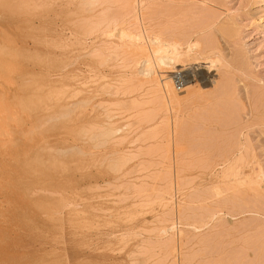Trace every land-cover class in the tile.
<instances>
[{
  "label": "rangeland",
  "instance_id": "rangeland-1",
  "mask_svg": "<svg viewBox=\"0 0 264 264\" xmlns=\"http://www.w3.org/2000/svg\"><path fill=\"white\" fill-rule=\"evenodd\" d=\"M89 1L0 0V61L14 67L0 85V114L10 110L16 125V146L0 145V264H217L212 246L221 233L219 250L244 232L238 242L249 246L257 233L260 242L264 181L255 184L250 167L264 175V0H136L130 14L126 0ZM137 9L145 11L142 23ZM135 25L183 52L198 42L192 51L201 66L183 58L179 68L217 79L216 99L226 95L191 106L195 97L178 91L179 109L158 107L155 82L113 31L136 33ZM171 119L190 126V136L180 130L189 140H179L176 155ZM56 122L61 127L50 129ZM109 129L117 132L108 137Z\"/></svg>",
  "mask_w": 264,
  "mask_h": 264
},
{
  "label": "bare ground",
  "instance_id": "bare-ground-1",
  "mask_svg": "<svg viewBox=\"0 0 264 264\" xmlns=\"http://www.w3.org/2000/svg\"><path fill=\"white\" fill-rule=\"evenodd\" d=\"M89 1V0H88ZM137 1H139V0H137ZM136 0H126L124 3H125V9H126V11H127V14H130L129 13V11L130 10H132L133 11V8H134V5H135V3L137 2ZM142 1V0H141ZM177 1V0H176ZM87 2V1H86ZM90 2V1H89ZM262 2H263V0H258V5H260V4H262ZM141 4H142V2H140ZM89 4V3H88ZM93 4V3H92ZM171 5V4H170ZM137 6H140L141 7V5H139V3L137 4ZM174 6H177V5H174ZM136 7V6H135ZM139 7V8H140ZM147 8V7H146ZM152 8V7H151ZM121 9V8H120ZM150 9V8H149ZM189 9V8H188ZM192 9V8H191ZM137 10H139V9H137ZM141 10H143V9H140L139 10V17L140 18H142V16L145 14V11L144 12H142ZM154 10H155V8H154ZM157 10H158V8H157ZM164 10V9H163ZM162 10V11H163ZM167 9H165V11H166ZM173 10V9H172ZM117 11V10H116ZM118 11H119V9H118ZM132 11H131V13H132ZM136 11V10H135ZM159 11V10H158ZM123 11H122V9H121V13H122ZM147 12V11H146ZM166 12H169V11H166ZM171 12V11H170ZM117 13V12H116ZM119 13V12H118ZM117 13V14H118ZM123 13H126V12H123ZM122 13V14H123ZM153 13V12H152ZM172 13V12H171ZM114 14H115V12H114ZM113 14V15H114ZM117 14H115V15H117ZM126 14V15H127ZM154 14V13H153ZM166 14V13H165ZM168 14V13H167ZM203 14V13H202ZM205 14H207V13H205ZM209 14V13H208ZM206 15V16H204V17H207V16H209V15ZM112 15V16H113ZM149 15H152V14H150V12H149V14L147 15V16H149ZM172 15V14H171ZM204 15V14H203ZM111 16V17H112ZM202 16V15H201ZM114 17V16H113ZM112 17V18H113ZM118 16H116V17H114V18H117ZM119 17H121V16H119ZM144 17V16H143ZM118 19V18H117ZM136 19H137V16H136ZM143 19H145V17L144 18H142L141 19V22H139V23H142V21L144 22V20ZM147 19H148V17H147ZM189 19V18H188ZM113 20V19H112ZM140 20V19H139ZM149 20V19H148ZM109 21H111V20H109ZM108 21V22H109ZM114 21H116V20H114ZM113 21V22H114ZM97 22H99V21H97ZM106 22V21H105ZM138 22V21H137ZM93 23H95V22H93ZM101 23V22H100ZM99 23V24H100ZM129 23V22H128ZM132 23V22H131ZM90 24H92V23H90ZM98 24V23H97ZM130 24V23H129ZM138 24V23H137ZM136 24V25H137ZM149 24V23H148ZM147 24V25H148ZM125 25V24H124ZM128 25V24H127ZM126 25V26H127ZM136 25H135V32L136 33H132V32H130L132 29H130L129 28V30H125V29H123L122 27H119L118 26V28H115V27H113V28H115V30H113V31H115V33L116 34H118V40H125L126 39V43H128V41H129V45H131V47H132V52L134 53V54H132V55H135V56H137V58L134 60V66H141V68H142V70L144 71V73L145 74H150L149 76V79L151 80V81H154L155 82V84H156V93H158L159 94V99H157V102H159V104H158V107H159V105H162L163 106V110H164V108L166 107V105H169V107H170V104L172 105H174V107L176 106V105H178L181 101H182V96H184V98L183 99H186V97L188 96H194V97H192V98H194V99H192L193 100V102H192V105L191 106H193V104L195 105V103H194V101L197 103L198 101H199V103H201L200 101L201 100H203L202 102H204V100H205V102H207V100L209 99L210 100V98L211 99H213L214 97V95L216 94V96H215V98L214 99H216L217 98V92H221L222 93V86H221V82H219V83H221V84H219L217 81V79H215V81H212V78H211V76H207V75H205V74H202V72H198V70H195V71H193L192 69L190 70V71H188L187 70V72L185 71L186 70V68H185V70L182 68V69H180L179 67V65H180V62H181V60L183 61V58H186V59H191V60H193L195 63H196V61H197V58H198V55L195 53V54H193V52L194 51H192L193 49H194V47L196 46V43H198V42H194V43H191L190 41H188L189 43H187V45H186V48L185 49H187V51H185V52H183L182 50H181V47H179V46H177L176 44H174L173 42H164V41H162L159 37H154V36H150V35H145V33H143V29L142 30H140V31H138V27L136 28ZM188 25V24H187ZM93 26H94V28H96V30H97V27L99 28V26H96L95 27V24H93ZM101 26V25H100ZM121 26V25H120ZM139 26V25H138ZM140 26H141V24H140ZM87 27H89V24H87ZM94 28H92V30L94 29ZM141 28H143L142 26H141ZM160 28V27H159ZM225 27H223V29H224ZM146 29V28H145ZM134 30V29H133ZM132 30V31H133ZM159 30H162L163 31V29H159ZM158 30V31H159ZM113 31H112V33H113ZM138 31V32H137ZM161 31V32H162ZM91 32V31H90ZM144 32H147V31H144ZM170 32V31H169ZM169 32H168V34H169ZM156 33H158L157 32V30H156ZM164 33H166V32H162V34H164ZM115 34V35H116ZM151 34V33H150ZM230 34H231V32H230ZM165 35H167V34H165ZM157 36H161V35H157ZM178 36V35H177ZM229 37V36H228ZM169 38V37H168ZM181 38V37H180ZM188 38V37H187ZM172 38H169L168 39V41H170ZM165 41H167L166 39H165ZM172 41H173V39H172ZM207 42H208V40H207ZM206 42V43H207ZM211 43H212V41H211ZM104 44V43H103ZM124 44V43H123ZM145 44L146 45H148L149 47H145ZM207 44H209V43H207ZM206 44V45H207ZM110 45V44H109ZM128 45V44H127ZM114 46V45H113ZM119 46V45H118ZM208 46V45H207ZM206 46V47H207ZM115 48H117L116 46H114ZM113 47V48H114ZM126 47H128V46H126ZM126 47H124V48H126ZM114 48V49H115ZM119 48V47H118ZM120 48H122V47H120ZM129 48V47H128ZM134 48V49H133ZM112 49V48H111ZM113 49V50H114ZM107 50V49H106ZM118 50V49H117ZM131 50H130V52H131ZM134 50V51H133ZM123 51V50H122ZM125 51V50H124ZM128 51V50H127ZM117 52V51H116ZM127 53V52H126ZM192 53V54H191ZM91 54V53H90ZM123 54H125V53H123ZM122 54V55H123ZM129 55V54H128ZM133 57V56H132ZM5 58H3L1 61H0V68H4L5 69V71H6V76L5 77H2L1 79H0V85L2 84V82H4V81H7L9 78H10V74L13 72V70H14V67L11 65V64H9L6 60H4ZM186 59H185V61H186ZM185 61H183V62H185ZM188 62V61H187ZM197 64V63H196ZM182 66V65H181ZM197 66H201V65H199V64H197ZM184 67V66H183ZM190 67V66H189ZM64 68V67H63ZM136 68V67H135ZM156 68L158 69L157 71H156ZM169 68L172 70L173 69V71H169ZM176 68H179L180 70L179 71H177L176 70ZM190 69V68H189ZM194 69V68H193ZM160 70V71H159ZM217 80V81H216ZM106 84V83H105ZM226 88V86L224 87V89ZM226 90V89H225ZM224 90V91H225ZM178 91H186V93L188 94V95H186V93L184 92V93H182V96H181V94H179L178 95ZM223 91V92H224ZM220 94V93H219ZM63 95V94H62ZM186 95V96H185ZM221 95V94H220ZM219 95V96H220ZM226 95V94H225ZM225 95H221L222 97H224ZM57 96H58V94H57ZM177 96H179V97H181L180 99H178V97ZM218 97V99H216V100H219V98H222V97ZM49 97V96H48ZM51 97V96H50ZM187 97V98H188ZM228 97V96H227ZM257 96H255V98H256ZM55 98V97H54ZM190 98V97H189ZM259 98V97H258ZM46 100H48V99H46ZM187 100V99H186ZM189 100V99H188ZM198 100V101H197ZM221 100V99H220ZM230 100V99H229ZM258 100V99H257ZM256 100V101H257ZM155 101H156V97H155ZM190 101V100H189ZM224 101V102H223ZM222 101V103L224 104L225 103V106L223 107V108H225L226 107V102L227 101H225V100H223ZM160 102L162 103V104H160ZM183 102V101H182ZM186 102V101H185ZM209 102V101H208ZM188 103H190L191 104V102H188ZM188 103H185L187 106H188ZM198 103V104H199ZM215 103V102H214ZM260 103V102H259ZM157 104V103H156ZM184 104V105H185ZM190 104H189V107H190ZM198 104H196V105H198ZM202 104V103H201ZM200 104V105H201ZM172 105V106H173ZM200 105H198V106H200ZM203 105V104H202ZM217 105V104H216ZM156 106V105H155ZM186 106V107H187ZM207 106V105H206ZM168 107V108H169ZM174 107H170V108H174ZM177 107V106H176ZM175 107V108H176ZM185 107V106H184ZM183 107V108H184ZM160 108H161V106H160ZM159 108V110L161 111L162 110V108L160 109ZM178 109L180 108V106L179 107H177ZM182 108V109H183ZM215 108V107H214ZM219 108V107H218ZM217 108V110H215L216 112H218V109ZM178 109H176V110H178ZM197 109V108H196ZM201 109H203V108H201ZM204 109H205V107H204ZM209 109V108H208ZM216 109V108H215ZM226 109H228V108H225V110ZM184 110V109H183ZM187 110V109H186ZM198 110V109H197ZM206 110V109H205ZM220 110H221V107H220ZM220 110H219V112H220ZM180 111V110H179ZM199 111V110H198ZM203 111V110H202ZM201 111V112H202ZM209 112L210 111H212L213 112V110L210 108V110H208ZM157 112V111H156ZM195 112V111H194ZM227 112H228V110H227ZM232 112V111H231ZM159 113V112H158ZM182 113V112H181ZM177 114V113H176ZM180 114V113H179ZM194 114V113H193ZM198 114H202L203 116H205L203 113H197V115ZM205 114H207L206 112H205ZM210 114H212V113H208V115L210 116ZM220 114V118H221V116H224V111L223 112H220L219 113ZM218 114V115H219ZM222 114V115H221ZM59 115V114H58ZM174 115V114H173ZM180 115H182V114H180ZM189 115V114H188ZM207 115V116H208ZM217 115V116H218ZM225 115H227V114H225ZM229 115H230V113H229ZM233 115V114H232ZM60 116V115H59ZM145 116H146V114H145ZM194 116V115H193ZM212 116H215V115H211V117ZM217 116H215V117H217ZM61 117V116H60ZM167 117V116H166ZM190 117V116H189ZM144 118V117H143ZM162 118H164V117H162ZM173 118V120H176V119H174V117H172ZM193 118V117H192ZM195 118V117H194ZM200 118H202L201 116H200ZM225 118V117H224ZM232 118V117H231ZM230 118V120H232ZM54 119H56L55 117H54ZM149 119V118H148ZM147 119V120H148ZM166 119V118H165ZM13 117H11L10 116V110H8L7 111V113H1L0 114V145H3V147H4V144H6L7 146L9 145L10 146V149L11 148H13L14 146H16V145H13V142H14V133H13V129H14V127L16 126L14 123H13ZM51 120V119H50ZM50 120H46V123H47V121H50ZM162 120V119H161ZM172 120V119H171ZM171 120H170V122H171ZM173 120H172V124H169V125H172V127L170 126V134H171V145H172V147H174V152L172 153V154H175L176 155V153H179L180 152V148H181V145L183 144V142H182V144L181 143H179V140L180 139H182L183 140V138H186V133H185V137H180V136H183V135H181V131L182 130H185V131H187V129L190 127H188L187 129L185 128V126L187 127L188 125H185V124H183V125H181L180 123L183 121H179L178 123L176 122V121H174L173 122ZM202 120H204V118H202ZM205 120H211V119H205ZM217 120V119H216ZM224 121V120H226L227 121V119H221L220 121ZM143 121V120H142ZM146 121V120H145ZM166 121H167V119H166ZM186 122H188L187 120H185ZM196 121V120H195ZM198 121V120H197ZM169 122V121H168ZM45 123V124H46ZM212 123V122H211ZM229 123V122H228ZM62 124V123H61ZM61 124H59L58 122H56V123H53L52 125H51V127H50V129H55V130H57V129H59L60 127H61ZM192 124V123H191ZM209 124V123H208ZM41 125V124H40ZM114 125V124H113ZM168 125V126H169ZM180 125V126H179ZM197 125V124H196ZM201 125V124H200ZM199 125V126H200ZM222 125V124H221ZM110 126V125H109ZM181 126L183 127V128H185V129H182L181 128ZM162 127V126H161ZM164 127V126H163ZM197 127H198V125L196 126V129H197ZM205 127V126H204ZM203 127V128H204ZM222 127V126H221ZM224 128H225V126H223ZM39 128V127H38ZM92 128V127H91ZM91 128H90V130H91ZM95 128V127H94ZM93 128V129H94ZM181 128V129H180ZM192 128V127H191ZM194 128L195 127H193V130H194ZM37 129V127L35 126V127H33V131H35ZM85 129V128H84ZM199 129V128H198ZM205 129V128H204ZM208 129V128H207ZM211 129V128H210ZM87 130V129H86ZM85 130V131H86ZM99 130V129H98ZM181 130V131H180ZM202 130V129H201ZM209 130V129H208ZM214 130V129H213ZM33 131H31V132H33ZM82 131V130H81ZM118 131H120V130H118ZM161 131V130H160ZM165 131V130H164ZM169 131V130H168ZM205 131H207V130H205ZM30 132V133H31ZM88 132V131H87ZM105 132V131H104ZM117 132V129H109L106 133H105V135L106 136H108V137H111L113 134H115ZM188 132L189 131H187V136H190V134L188 135ZM81 133V132H80ZM91 133V132H90ZM200 133H202V132H200ZM200 133H198V134H200ZM208 133V132H207ZM20 134H21V136L22 137H24V142L26 143V144H29V142L31 141L30 139V136H26L27 134H28V132L26 131V130H20ZM98 134V133H97ZM169 134V132H167V135ZM195 134H197L196 132H195ZM210 134V133H209ZM96 135V134H95ZM192 135V134H191ZM194 135V134H193ZM100 136V135H99ZM204 136H206V135H204ZM94 137V136H93ZM119 138V137H118ZM113 139H115V138H113ZM173 139V140H172ZM186 139H188V138H186ZM197 139V138H196ZM112 140V139H111ZM189 140V139H188ZM187 140V141H188ZM193 140V139H192ZM201 140V139H200ZM203 140V139H202ZM206 140V139H205ZM209 140V139H208ZM110 141V140H109ZM112 141H114V140H112ZM210 141V140H209ZM213 141H214V139H213ZM206 142V141H205ZM179 143V144H178ZM188 142H186L185 143V145L187 146L188 144H187ZM207 143V142H206ZM115 144H117V143H115ZM196 144V143H195ZM200 144V143H199ZM201 144H202V142H201ZM204 144V143H203ZM178 145H180V147L178 146ZM189 145H191V144H189ZM197 145V144H196ZM12 146V147H11ZM24 146V145H23ZM213 146V145H212ZM44 147H45V145H44ZM47 147V149H48V146H46ZM183 147V146H182ZM188 147V146H187ZM201 147V146H200ZM211 147V146H210ZM2 148V147H1ZM7 148V147H6ZM15 148H18V147H15ZM189 148H191L190 146H189ZM207 148V147H206ZM52 151H54L52 148H50ZM198 149V148H197ZM196 149V151H197V153H198V150ZM3 151H4V148L2 149ZM0 151H1V149H0ZM179 151V152H178ZM185 151H187V149H185ZM206 151H207V149H206ZM182 152H183V148H182ZM55 153H56V151H55ZM79 153H83V152H81V151H79ZM181 153V152H180ZM193 153V152H192ZM6 154V153H5ZM190 155H193V154H191V153H189ZM195 154V153H194ZM200 154V153H199ZM203 154V153H202ZM246 154V153H245ZM188 155V154H187ZM190 155H189V157H190ZM212 156L210 157V158H212L213 157V154H211ZM220 155V154H219ZM247 155V154H246ZM23 157H24V154L22 155ZM174 156V155H173ZM217 156V155H216ZM6 157H8V156H6ZM25 157H26V155H25ZM175 157V156H174ZM178 157V156H177ZM204 157H206L205 155H204ZM203 157V158H204ZM3 158V157H2ZM5 158V157H4ZM3 158V159H4ZM11 158V157H10ZM9 158V159H10ZM14 158V157H13ZM12 158V159H13ZM15 158H17V157H15ZM14 158V159H15ZM201 157H199L198 159H200ZM202 158V159H203ZM221 159L223 158V157H220ZM225 158H226V153H225ZM24 159V158H23ZM195 159L196 158H194V161H195ZM202 159H201V162H202ZM206 159V158H205ZM204 159V160H205ZM208 159V158H207ZM224 159V158H223ZM11 160V159H10ZM51 160H52V158H51ZM220 159H218L217 160V162L219 161ZM226 160V159H225ZM16 161H18V160H16ZM209 159L207 160V162L208 163H206V164H208L209 165ZM37 162V161H36ZM192 162V161H191ZM212 162H213V159H212ZM217 162H215V163H217ZM221 162H223V160H221ZM228 162V161H227ZM52 163V162H51ZM60 163V162H59ZM196 163V162H195ZM194 163V164H195ZM197 163H198V161H197ZM200 163V162H199ZM203 163V162H202ZM219 163H220V161H219ZM225 163V162H224ZM224 163H223V166H224ZM193 164V166H195ZM204 164V163H203ZM202 164V165H203ZM210 164H212L211 162H210ZM218 164V163H217ZM251 164V163H250ZM189 165H191V163L189 162L188 163V166ZM221 165V164H220ZM252 165V164H251ZM250 165V166H251ZM206 166L207 165H205V167L204 166H202V167H204V168H206ZM210 166V165H209ZM214 166H216V165H213L212 166V168L214 167ZM190 167H192V165L190 166ZM198 167V166H197ZM208 167V166H207ZM217 167V166H216ZM219 167V166H218ZM251 167H254V166H251ZM250 167V170H251V172L253 173V176H254V178L257 180V182H255L254 180V183L255 184H258L259 185V183L261 184V182H263L264 181V175L262 176V171L260 170V169H255V170H252L253 168H251ZM201 168V167H200ZM200 168H197V169H199L200 170ZM204 168H202V169H204ZM211 167H210V170L212 169ZM215 168V167H214ZM213 168V169H214ZM220 168H221V166H220ZM63 169V168H62ZM201 169V170H202ZM213 169H212V171H213ZM206 170H207V168H206ZM210 170H208V171H210ZM203 171V170H202ZM205 171V170H204ZM170 173V172H169ZM219 173V172H218ZM34 174V173H33ZM211 174V173H210ZM250 174V173H249ZM38 175V174H37ZM212 175V174H211ZM216 175V174H215ZM252 176V175H251ZM251 176H250V178H251ZM246 179L245 181H247L248 182V184H247V182L246 183H244L242 180L243 179ZM250 178H248V177H243L242 178V183H243V185L244 184H246V185H249L250 183L253 185L254 183H252L253 181H252V179L250 180ZM263 179V180H262ZM219 180V179H218ZM249 180V181H248ZM238 181V180H237ZM238 183H240V181L238 182ZM237 184V183H236ZM250 184V185H251ZM262 184H264V183H262ZM220 185H222V184H220ZM242 185V184H241ZM251 185V186H252ZM258 185H256V186H258ZM228 186V185H227ZM217 187V186H216ZM219 187V186H218ZM224 187V186H223ZM254 187V186H253ZM252 187V188H253ZM220 188V187H219ZM222 188V187H221ZM250 188V187H249ZM255 188H257V187H255ZM214 189H216V188H214ZM213 189V190H214ZM233 189V188H232ZM225 190V189H224ZM228 190V189H227ZM257 190V189H256ZM217 191H219L218 189H217ZM37 192V191H36ZM40 192V191H39ZM223 192V191H222ZM221 192V193H222ZM225 192H227V191H225ZM33 193V192H32ZM46 193V192H45ZM219 193V192H218ZM217 192H215V195L217 194V196L218 195H220V194H218ZM35 194V193H34ZM223 194V193H222ZM243 195V194H242ZM213 196V195H212ZM212 196H210V197H212ZM264 196V195H263ZM197 198H198V196H197ZM220 198V197H219ZM219 198H218V200H219ZM217 199V198H216ZM193 200H194V198H193ZM221 200V199H220ZM161 201H163V200H161ZM226 201V200H225ZM221 202V201H220ZM227 202V201H226ZM161 203H163V202H161ZM215 203V202H214ZM45 204V203H44ZM166 204V203H165ZM217 204V203H216ZM226 203H223V206L225 205ZM3 205V204H2ZM214 205V204H213ZM233 205V204H232ZM54 207V206H53ZM233 206H231V210L233 209L232 208ZM205 209H207V210H213L214 208H212L211 209V207H210V209H208V208H205ZM218 208H216V210H217ZM226 210V209H225ZM238 210V209H237ZM240 210V209H239ZM238 210V211H239ZM204 211V210H203ZM218 211H220V209H218ZM237 211V212H238ZM241 211V210H240ZM243 211V210H242ZM220 212H222V211H220ZM205 213H207V212H205ZM204 213V214H205ZM211 213H214V212H211ZM210 213V214H211ZM218 213V212H217ZM229 213V212H228ZM233 213H235L234 211H233ZM239 213V212H238ZM241 213V212H240ZM209 214V215H210ZM225 214V213H224ZM242 214V213H241ZM207 215H208V213H207ZM214 214H212V216H213ZM215 215H216V213H215ZM223 215V214H222ZM243 215V214H242ZM206 216V215H205ZM204 216V217H205ZM237 216V215H236ZM207 217V216H206ZM212 218H214V217H212ZM236 218V217H235ZM3 219V218H2ZM7 219V218H6ZM15 219V218H14ZM205 220H206V218H205ZM205 222V221H204ZM210 222H211V220H210ZM209 222V223H210ZM3 223H5V222H3ZM208 224V222H206V225ZM241 226V225H240ZM203 227H204V224H203ZM207 227V226H206ZM231 227V226H230ZM211 226H210V230H211ZM219 228V227H218ZM228 228V227H227ZM226 228V229H227ZM232 228V227H231ZM238 228V227H237ZM212 229H214V228H212ZM225 229V228H224ZM225 229V230H226ZM207 230V229H206ZM205 230V231H206ZM209 230V229H208ZM228 230H230L229 228H228ZM232 230V229H231ZM235 230V229H234ZM264 230V229H263ZM218 231H220V230H218ZM239 231H241V230H239ZM221 232V231H220ZM214 233H215V231H214ZM224 233V232H223ZM237 233H239V232H237ZM261 233H263V232H260V237H262V236H264L263 234L261 235ZM222 234V233H221ZM220 234V236L221 237H223L222 235ZM243 234H245V232L244 233H242L241 235L243 236ZM259 233H257L256 235H257V237L259 236L258 235ZM206 235V234H205ZM212 235V234H211ZM215 235V234H214ZM227 235V234H226ZM241 235H240V238H241ZM204 236V235H203ZM216 236V235H215ZM218 236V235H217ZM219 236V239H220V242L218 243H216V246H217V244H218V246H220L219 244H221V240H223V238H221ZM225 236V235H224ZM227 236H229V235H227ZM227 236H225V237H227ZM249 236V238L250 239H253L252 237L254 236H251L250 237V235H248ZM214 237V236H213ZM247 237V236H246ZM246 237L244 238V242L247 240L246 239ZM254 237H256V236H254ZM257 237H256V239L255 240H250L248 237V239L252 242H250V243H248V245L250 244L251 246L253 245L254 247H253V252L251 251V249H250V251L252 252H250L251 253V255H253V257H254V259H253V262H249L250 260H252V258H250V259H248L247 257H250V253H249V256L247 255V253L245 252V254L243 253V251L246 249V251L248 250L249 251V249H247L248 247H251L250 245L249 246H247V244H245V243H240V242H238L239 241V239L240 238H238V240L236 241V242H228V244H223L222 245V247H224V248H221V250H219V247L217 246V248L216 247H214V246H212V248H215V250L216 251H214V252H216V255L215 256H217L218 257V263L217 264H220L221 262H222V264H264V245H263V247L261 246L262 245V242H264V239H262L260 242H257L258 240H259V238L257 239ZM207 240H208V242H209V239L208 238H206ZM206 239L204 240V238H203V241H206ZM261 239V238H260ZM211 240H214V239H211ZM216 240H218V239H216ZM248 240V241H249ZM234 241H235V238H234ZM255 241V242H254ZM207 242V241H206ZM212 242V241H211ZM211 242H209V243H207V244H205V245H207L208 246V244L210 245L211 244ZM247 242V241H246ZM0 243H2V242H0ZM202 243V242H201ZM203 245V244H202ZM213 245V244H212ZM228 245V246H227ZM225 246H227V247H225ZM209 247V246H208ZM238 247H240L239 248V250H238ZM206 249H209V248H207L206 247ZM237 249V251H240V252H235V250ZM203 250V249H202ZM205 250V249H204ZM6 251V250H5ZM206 251V250H205ZM207 252V251H206ZM209 252V251H208ZM207 252V253H208ZM210 252H212V250L210 251ZM207 253H204V255H207ZM210 255H212V253L211 254H209V256L207 255L206 257H210ZM260 256H261V259H260ZM262 256H263V258H262ZM17 257V256H16ZM248 259V261H247V259ZM210 259V258H209ZM208 260V259H207ZM256 261V263H255V261ZM259 260H261V261H259ZM210 261H212V262H214L215 264H216V259L215 260H212V259H210L209 261H208V263H210ZM3 262V261H2ZM3 264V263H2ZM205 264V263H204ZM207 264V263H206Z\"/></svg>",
  "mask_w": 264,
  "mask_h": 264
}]
</instances>
